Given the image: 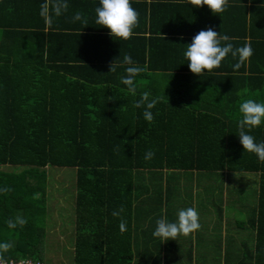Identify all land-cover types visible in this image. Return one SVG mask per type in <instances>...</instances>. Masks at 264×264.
<instances>
[{
	"label": "trees",
	"instance_id": "16d2710c",
	"mask_svg": "<svg viewBox=\"0 0 264 264\" xmlns=\"http://www.w3.org/2000/svg\"><path fill=\"white\" fill-rule=\"evenodd\" d=\"M179 1L130 0L141 26L124 41L95 23L99 0H0V245H9L0 248L1 262H45L53 187L70 176L75 230L67 264H212L210 255H220L213 264H264V163L238 137L239 104L264 103V0H229L220 16ZM77 12L86 24L74 20ZM209 27L235 38L234 47L250 43V61L234 70L229 55L211 74L194 75L186 45ZM125 55L146 68L135 96L122 83ZM144 92L159 98L151 122L134 107ZM249 134L264 141V125ZM50 170L60 179L52 182ZM196 173H217L218 200L198 201V212L214 206L219 231L154 237L158 219L178 218L170 204L177 177ZM242 174L257 183L248 189L254 215L244 221L233 210L244 203Z\"/></svg>",
	"mask_w": 264,
	"mask_h": 264
},
{
	"label": "clouds",
	"instance_id": "9594fccd",
	"mask_svg": "<svg viewBox=\"0 0 264 264\" xmlns=\"http://www.w3.org/2000/svg\"><path fill=\"white\" fill-rule=\"evenodd\" d=\"M188 3L194 8H203L207 6L213 15L220 16L231 6L229 0H188ZM98 7L95 8V23L101 28L109 30L113 38L124 41L129 40L134 35V29L139 27V13L130 5V0H99ZM58 6V11H59ZM62 7L66 10L67 4ZM42 16L47 15V5H42ZM74 20L81 21L86 24L81 13L77 12ZM183 39V37H181ZM233 39L228 35H221L212 27L207 30H201L196 34L192 42L186 45L184 57L188 61L187 65L194 75L203 76L211 74L213 69L222 66V62L231 55L237 59V63L233 65L234 70H239L244 66L254 54L251 44L245 42L241 47H234L231 42ZM124 63L128 65L126 68L127 75L122 77V83L128 86L130 94L135 96V78L146 71V68L135 64L130 55L123 57ZM119 65L116 59L109 64L110 72H115ZM207 70V73L206 71ZM159 98L150 99L149 93L144 92L141 98L135 102L134 107H144V119L148 122L153 121L154 116L151 109L156 107ZM239 113L241 117L238 121V137L243 145L245 152L255 154L261 163H264V141L257 142L252 132L254 128L264 125V103L257 102L248 98L239 104ZM154 152L148 151L145 154L146 160H151ZM122 212L123 209H120ZM113 216H119V212H113ZM177 220L170 222L167 218H161L156 221V228L153 232L154 237L162 241L176 240L179 236H188L201 228L198 222V211L194 207L180 209L177 214ZM23 223V221H21ZM120 230L126 231V221L121 219ZM9 245H0V248L7 249Z\"/></svg>",
	"mask_w": 264,
	"mask_h": 264
},
{
	"label": "rangeland",
	"instance_id": "374dc122",
	"mask_svg": "<svg viewBox=\"0 0 264 264\" xmlns=\"http://www.w3.org/2000/svg\"><path fill=\"white\" fill-rule=\"evenodd\" d=\"M0 169L2 170L3 167H0ZM53 172L54 171L50 170V173L48 174V178L52 182H54V178H55V176L53 177V175H54ZM219 175H220L219 176V183L226 181L227 178L224 179L221 174H219ZM197 177L199 179V182L218 183V180L215 177H208V176H204V175H200V174H198ZM228 177H232V176H228ZM236 177H239L238 182L240 184H242L241 186H239L237 188V194H239L241 196V198H242L241 201L244 203L240 207L237 205V207L233 208V210L236 209V215L234 218L244 221L246 215L248 214L249 211H251V207L255 203L254 196L251 197V195H253V191L250 190V192H249L248 189H249V185L251 187L257 186V183L254 179V177H256V175L242 174V175H236ZM251 177H253V179L250 180ZM177 178H178L177 179V183H178L177 189L181 195L178 202H177V207L181 208V207H184V206L191 204L189 187L187 185H185V183L187 182V183L193 184V183H196L197 180H193L191 178L190 174L182 175L181 177L178 176ZM186 178L189 180H187ZM55 179L56 180L60 179V176L55 178ZM72 183H73V179L71 180L70 176H69V178L66 179L65 185L62 189L54 192V187H53V191H52L53 199L55 196L56 198H58V200H57V202H54V200H55L54 199L51 202V208H52L51 213H52V215L50 216V221L52 223L50 225L46 223L45 228H44L45 232H47V234H50V236L46 239L45 244H44L46 247V250L44 252L45 262L43 264H57V263L67 264L68 263L67 258H68V256H70V254L74 250L73 246L69 245V243L72 241L71 239H72V236L74 235V230H75V216H74L73 210H72L73 199H75V193L73 191V184ZM227 183L232 185V180L227 181ZM248 192L250 195L249 198H247ZM60 199L61 200H68V201H66V203H65V202H62ZM68 202L70 203V205H68ZM59 209H62V211H63V214L60 216H58V214H56V212H54V211L59 210ZM213 210L215 211L216 209L213 208ZM213 230H215L216 232L219 231L218 226L215 227ZM197 233L206 234V223H205V221H203V223L201 224V228L199 230H197ZM204 237H205V235L203 236V238ZM205 242L206 241H204V243ZM206 247H208V246H206ZM212 250H214V249H211V251ZM182 253H185V251H183ZM219 258H220V255H210L209 260L213 264ZM25 263L26 264H33L31 261H27ZM0 264H4V263H1V261H0Z\"/></svg>",
	"mask_w": 264,
	"mask_h": 264
},
{
	"label": "crops",
	"instance_id": "0c3cea01",
	"mask_svg": "<svg viewBox=\"0 0 264 264\" xmlns=\"http://www.w3.org/2000/svg\"><path fill=\"white\" fill-rule=\"evenodd\" d=\"M179 2L185 6L189 5L185 2V0H180ZM139 25L141 26L140 23H139ZM198 174L208 176V177H215L218 180L217 173H214V174L196 173L195 175H193L191 177L193 180H197V181H196V183H193V184L188 183V187H189V191H190V202H191V204L187 205L186 207L192 206V207L196 208L197 211H198V207H199L198 201L203 202V204H205L207 202H212L214 200V198H215L216 202L218 200L216 197L218 195V192L216 191L218 189L217 188L218 183L199 182V179L197 177ZM186 184L187 183H185V185ZM173 190H174L173 195L175 198L170 204H171V207L174 208L173 211L178 212L181 208H183V207H181V208L177 207V202H178L181 195L178 192L177 188H175ZM173 190H172V193H173ZM164 196H166V195H164ZM164 200L166 201V198ZM204 206H205V208H203V209L201 208L200 211L198 212V214H199L198 222L200 224H202L203 221H205V223H206V234H209V233H212L214 227H216V224L218 223L217 214H215L213 207H211L209 205H204ZM254 207H256V203H254V205L251 207V211H249L248 214L254 215V212H255V210L253 209ZM246 219H248V217H245L244 220H246ZM213 234H214V232H213ZM1 263H3V262H1ZM20 264H22V263H20ZM33 264H41V263H33Z\"/></svg>",
	"mask_w": 264,
	"mask_h": 264
}]
</instances>
